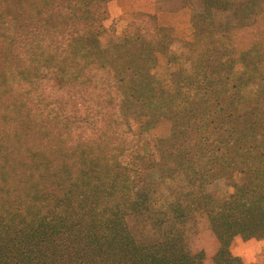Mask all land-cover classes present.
<instances>
[{
  "label": "trees",
  "instance_id": "trees-1",
  "mask_svg": "<svg viewBox=\"0 0 264 264\" xmlns=\"http://www.w3.org/2000/svg\"><path fill=\"white\" fill-rule=\"evenodd\" d=\"M110 1L113 0H0V86L3 82V87L7 88L3 92L5 97L18 94L23 99L28 89L36 84L27 71L28 64L31 68L33 65L48 68L56 80L59 76H67L68 83L74 84V68L89 69L91 66L81 58L90 55L82 44L89 42L96 50L98 29ZM184 1L193 14L192 3L199 2L194 16L200 21L196 25L203 24L207 28L204 34L195 36L194 42L201 44L200 49L195 44L181 45L196 49V52L192 56L195 62L188 68L193 69L188 79L190 101L184 97L180 117L188 113L202 116L207 97L212 100L209 105L215 104V108L222 110L218 72L226 66L225 60L231 59L238 67H243L244 60H248L237 50L227 48L230 44L228 34L249 28H256L258 36L264 34V11L254 14L260 0ZM212 11L239 13L242 20L254 15V19L249 25L242 21L221 32L214 24ZM205 34L212 35L213 40H208ZM146 36L141 39L140 47L153 51L159 43L155 39L157 34L156 37ZM174 47L177 50V46ZM256 51L262 63L257 59L253 61L252 70L259 82L257 91H263V95L264 46L253 47V53ZM170 55L175 61L181 57L178 53ZM13 58L16 61L23 58L28 64L7 65L6 60ZM208 69L210 82L206 81ZM203 77L204 81L200 80ZM5 101L8 100L1 96L0 130L9 124L18 126L23 122L22 114L29 117V124L42 121L43 116H35L27 105L14 104L15 108L13 104L5 105ZM116 104L120 108L119 102ZM118 108L117 115L120 114ZM229 116L230 131L243 126L241 118ZM66 119L60 117L56 123L66 122ZM80 119L83 118L77 116L74 122ZM180 120L186 128L190 126L187 119ZM254 120L261 121L259 125L264 123V118ZM216 126L217 123L215 130ZM40 135L47 138L42 131ZM4 142L0 139V264H204L203 253H191L183 231L175 228L198 212L207 217L218 243L213 264H242L227 251L228 241L233 236L264 237V153L260 154L259 166L237 168L247 182L234 186L236 191L228 197H216L205 190L179 192L180 197L169 203L171 217L157 220L158 238L138 242L126 228L124 219L138 205L139 197L140 206L146 200V192L141 187L138 192L139 186L134 179L159 164L158 150L151 153L140 150V161L134 164L124 150H91L84 159L76 150L56 149L52 150L55 160L48 167L39 154L27 149L17 150ZM24 145L27 143L21 147ZM162 158L165 165L175 167V172L182 171L188 180L197 175L191 173H197L194 163L188 162L184 155L170 150L168 156ZM210 159H213V169H225L219 156L213 154ZM206 175L207 172L200 176L201 182ZM171 221L172 228L166 230L164 225Z\"/></svg>",
  "mask_w": 264,
  "mask_h": 264
},
{
  "label": "rangeland",
  "instance_id": "rangeland-1",
  "mask_svg": "<svg viewBox=\"0 0 264 264\" xmlns=\"http://www.w3.org/2000/svg\"><path fill=\"white\" fill-rule=\"evenodd\" d=\"M199 5L197 1L192 3L194 14ZM261 11H264V0H260L254 14ZM194 14L184 0L108 2L98 29L96 50L89 42L82 44L90 55L81 58L91 66L89 69L74 68L76 74L69 71L75 76L72 85L67 76H59L60 79L56 80L48 68H39L38 65L31 68L32 65L24 63L23 58L6 60L7 65L28 64L27 71L33 75L36 84L21 99L18 94L6 98L3 92L7 88L1 82L0 97L8 100L4 104H13L15 108L14 104L27 105L35 116L43 117L37 124H29V117L22 114L20 119L23 122L18 126H3L0 130V139L5 141L3 144L10 143L17 150L27 149L39 154L48 167L55 160L52 150L55 152L56 149L76 150L84 159L91 150H124L134 164L140 161V150L150 153L158 150L159 164L134 179L139 186L138 192L140 187L146 192V200L140 206L139 197L138 205L124 219L126 228L138 242L158 238L157 220L168 215L171 217L169 203L180 197L179 192L200 193L205 190L216 197H228L236 191L234 186L247 182L237 168L259 166L260 154L264 153V123L259 125L261 121L254 120L264 118V93L261 95L263 91H257L259 82L252 70L253 61L257 59L262 63L257 51L253 53V47L264 46V34L258 36L256 28L233 31L227 36L230 42L227 48L237 50L248 60H244L243 67L234 66L231 59L225 60L226 66L219 70L222 110L215 108V104L209 105L212 100L207 97V103H203L206 105L204 115L188 113L180 117L184 97L190 101L188 79L193 75V69L188 68L194 64L195 57L192 56L196 52V49L181 45L195 44L200 49L201 44L194 42L195 36L204 34L207 28L203 24L196 25L200 20ZM241 16L239 13L211 12L214 24L221 32L242 21L249 25L254 19V15L247 20H242ZM156 34L161 37L157 38ZM146 35L159 41L153 51L140 47L141 39H146ZM205 35L210 41L214 38ZM169 52L181 57L175 61ZM209 69L208 82L211 81ZM200 80L204 81V77ZM116 108L120 110L119 115ZM229 114L232 118H241L243 126L230 131ZM77 116L83 119L74 122ZM60 117L67 118L66 122L56 123ZM180 119L184 122L187 119L190 126L186 128ZM41 131L47 138L40 135ZM25 142L27 145L22 148ZM170 150L193 162L197 173H191L198 176L188 180L182 171L175 172V167L165 165L162 157L168 156ZM213 154L226 165L223 171L213 169V159H210ZM227 163H237L236 168ZM206 172L201 182L200 176ZM192 217L175 228L183 231L191 253L201 251L204 264H213L218 243L208 219L200 212ZM172 226L171 221L164 228L170 230ZM227 251L242 264H264V237L237 234L228 241Z\"/></svg>",
  "mask_w": 264,
  "mask_h": 264
}]
</instances>
